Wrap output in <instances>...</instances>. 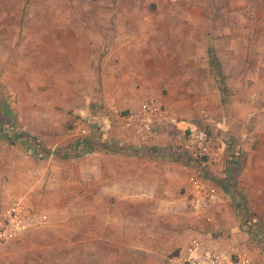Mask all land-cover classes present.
Masks as SVG:
<instances>
[{
  "label": "rangeland",
  "instance_id": "374dc122",
  "mask_svg": "<svg viewBox=\"0 0 264 264\" xmlns=\"http://www.w3.org/2000/svg\"><path fill=\"white\" fill-rule=\"evenodd\" d=\"M103 12L111 13V22L118 12H168L164 37H174L175 46L185 38L181 29L193 31L203 52L198 65L155 68V75L142 68L148 82L137 79L134 89L151 94L138 102L157 98L183 118H196L200 110L215 115L222 168L233 174L225 181L230 207L238 208L239 229L247 236L237 242L241 251L229 253L242 252L254 264L249 255L255 250V264H264V0H0V205L27 200L46 214L43 226L78 219L85 230L89 218L75 205L103 201L104 186L122 179L129 189L119 196L126 230L146 229L142 235L159 239L156 260L145 257L143 264H171L176 242L188 234L221 236L191 226L185 183L195 169L182 143L173 140L152 153L124 144L104 126L110 114L101 109L102 68L76 67L65 58L70 28L95 26L93 14ZM79 124L103 135V147L92 141V150L74 148L84 138L76 133ZM17 131L35 140L11 142ZM54 226L60 234L61 226ZM74 229L71 223L66 234Z\"/></svg>",
  "mask_w": 264,
  "mask_h": 264
},
{
  "label": "crops",
  "instance_id": "0c3cea01",
  "mask_svg": "<svg viewBox=\"0 0 264 264\" xmlns=\"http://www.w3.org/2000/svg\"><path fill=\"white\" fill-rule=\"evenodd\" d=\"M168 15V12L147 13L145 16L135 12H118L112 17V19L116 17L117 21L111 22V13H94L95 26L70 28L71 37L64 40L70 45L68 52H65V58L76 67L102 68L100 71L102 110L109 113L111 106L124 111L132 110L141 101L138 102V98L151 95L148 89H139L137 92L134 89L135 80L148 82V78L145 77L146 71L142 68H148L152 75H155V68H190L198 65V57H202L203 52L199 53L198 47L194 45L193 31H190V28L181 29L182 32H186L180 46L172 43L174 37L165 39V20L169 18ZM169 74H173V70ZM184 118L190 119V117ZM104 126L110 133H113L112 131L119 133L122 140H126L123 143H127L130 148L146 147L152 149L149 150L150 153L153 149L165 147L173 140L177 143L181 140V129L178 131L173 128H160L148 145H140L131 133L118 130L110 120L109 123H104ZM182 126L181 123L179 127ZM102 136L92 135L89 130V137L84 138L94 143L98 140L103 143L100 140ZM222 161L207 164L204 171L192 161L191 165L195 169L193 175H200L214 188L216 200L205 213L195 215L188 208L187 188L185 209L192 221L190 225L201 233L208 235L210 232H220L222 237H219V244L222 250L229 253L242 249L238 247L237 242L246 240L247 236L239 229L241 221L238 219V208L230 207L233 202L228 198L227 193L231 194V192L226 187L225 181L231 180L233 174L223 170ZM157 176L153 178L157 179ZM172 177L178 176L174 174ZM179 180L182 178L179 177ZM188 181L189 178L185 183L187 187ZM126 190L129 189L121 179L116 185L104 186L103 195L107 198L103 201L93 200L84 207L76 204L74 210L80 213L83 210L85 218H89L85 230L81 229L83 227L81 220L67 222L61 218V221L59 219L51 221L49 226L42 225L29 229L10 242L0 245V264H127L125 261L131 262L128 264L132 262L143 264L145 257L156 260L160 249L156 233H150L149 237H145L141 233H145L146 229L135 230L137 234L132 228L126 230L129 227L126 226L123 215L126 209L125 201L119 198L126 193ZM114 195L118 198L111 197ZM61 210L64 211L62 206ZM71 223L74 224L75 234L72 233L70 237L66 234L65 228L71 227ZM54 225L61 226L60 234L54 229L56 227ZM184 225L182 224L181 227L183 228ZM136 226L138 227L139 224ZM179 241L176 242L177 247L183 238ZM175 247L172 252L177 249ZM256 255L255 250H251L249 256L254 264Z\"/></svg>",
  "mask_w": 264,
  "mask_h": 264
},
{
  "label": "built area",
  "instance_id": "2783aa9c",
  "mask_svg": "<svg viewBox=\"0 0 264 264\" xmlns=\"http://www.w3.org/2000/svg\"><path fill=\"white\" fill-rule=\"evenodd\" d=\"M110 122L115 128L127 131L140 145H148L160 128L181 129L182 152L203 171L209 163L222 161V149L217 143L219 130L214 114L200 110L196 118L185 119L173 108L154 97L142 99L135 109L120 110L111 106ZM182 123V128L179 125ZM76 133L88 137L89 129L80 124ZM188 204L195 215L205 213L216 200L214 188L200 175H191L188 181ZM46 214L34 209L27 200H12L0 205V245L16 238L32 227L42 225ZM171 264H252L245 254L222 250L219 239L188 234L170 258Z\"/></svg>",
  "mask_w": 264,
  "mask_h": 264
},
{
  "label": "trees",
  "instance_id": "16d2710c",
  "mask_svg": "<svg viewBox=\"0 0 264 264\" xmlns=\"http://www.w3.org/2000/svg\"><path fill=\"white\" fill-rule=\"evenodd\" d=\"M212 62V60H211ZM13 137L14 138H11L10 141L11 142H15V139L17 138H26L27 140H35V137L27 132H24V131H17L13 134ZM95 144H99L100 147H103L102 143L101 142H95ZM81 146L82 149H84L85 151H89V150H92L93 149V145H92V141L88 138H83V139H79L78 141L75 142V144L73 145L74 148H78V146ZM72 147V148H73ZM106 150V149H105ZM44 152L46 154H51L52 152L49 151V150H44ZM53 153L57 154L58 151H53ZM234 156H236V153H234ZM180 157V155L176 156V158Z\"/></svg>",
  "mask_w": 264,
  "mask_h": 264
}]
</instances>
